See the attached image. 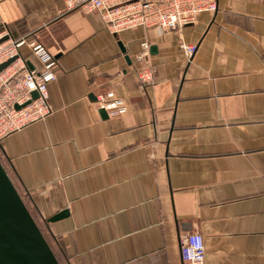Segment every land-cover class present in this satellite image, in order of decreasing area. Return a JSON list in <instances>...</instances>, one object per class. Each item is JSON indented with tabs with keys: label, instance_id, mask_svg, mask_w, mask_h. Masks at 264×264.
I'll list each match as a JSON object with an SVG mask.
<instances>
[{
	"label": "crops",
	"instance_id": "obj_1",
	"mask_svg": "<svg viewBox=\"0 0 264 264\" xmlns=\"http://www.w3.org/2000/svg\"><path fill=\"white\" fill-rule=\"evenodd\" d=\"M0 30L59 68L51 113L0 151L60 264H181L191 232L205 264H264V1L217 0L176 33L113 32L64 0H0ZM144 40L149 85L135 78ZM180 40L197 46L189 62ZM107 91L125 114L95 107Z\"/></svg>",
	"mask_w": 264,
	"mask_h": 264
},
{
	"label": "built area",
	"instance_id": "obj_2",
	"mask_svg": "<svg viewBox=\"0 0 264 264\" xmlns=\"http://www.w3.org/2000/svg\"><path fill=\"white\" fill-rule=\"evenodd\" d=\"M64 3L67 11L98 12L113 32L143 27L177 33L194 25L200 13L214 12L217 7V0H64ZM6 36L0 30V65L8 62L0 70V143L11 132L51 113L48 85L56 80L59 71L53 55L35 39L13 40ZM178 47L187 62L197 49L195 44L182 40ZM32 59L37 61V67L32 65ZM136 59L139 63L135 69L137 82L151 84L154 68L149 61L147 40L140 43ZM33 92L37 94L35 98ZM94 105L109 116H120L127 111L125 100L112 91L97 95ZM179 251L181 264H205V246L200 233L182 236Z\"/></svg>",
	"mask_w": 264,
	"mask_h": 264
},
{
	"label": "water",
	"instance_id": "obj_3",
	"mask_svg": "<svg viewBox=\"0 0 264 264\" xmlns=\"http://www.w3.org/2000/svg\"><path fill=\"white\" fill-rule=\"evenodd\" d=\"M7 64L0 65V70ZM36 96L33 92L32 97ZM100 113L106 114L102 109ZM0 264H60L1 161Z\"/></svg>",
	"mask_w": 264,
	"mask_h": 264
},
{
	"label": "trees",
	"instance_id": "obj_4",
	"mask_svg": "<svg viewBox=\"0 0 264 264\" xmlns=\"http://www.w3.org/2000/svg\"><path fill=\"white\" fill-rule=\"evenodd\" d=\"M0 161H1V163L3 164V166H4V163H3L2 158H1V151H0ZM4 168H5V167H4ZM5 170H6V169H5ZM7 173H8V172H7ZM13 184H14V183H13ZM15 187H16V186H15ZM16 189H17V188H16ZM20 196H21V195H20ZM21 198H22L23 202L25 203L26 207L28 208V205L26 204V202L24 201V199H23L22 196H21ZM28 210H29V208H28ZM29 212L31 213L30 210H29ZM31 215H32V213H31ZM32 217H33V219L36 221V223H37V225H38L40 231H41L42 234L44 235V232H43V230H42V229H43L42 226L40 225V223L37 221V219H36L33 215H32ZM44 237H45V239L47 240L49 246L51 247L48 236H46V234H45ZM51 248H52V247H51Z\"/></svg>",
	"mask_w": 264,
	"mask_h": 264
},
{
	"label": "rangeland",
	"instance_id": "obj_5",
	"mask_svg": "<svg viewBox=\"0 0 264 264\" xmlns=\"http://www.w3.org/2000/svg\"><path fill=\"white\" fill-rule=\"evenodd\" d=\"M41 225V224H40ZM43 230V232H44V229H42ZM44 235H45V232H44ZM47 236V235H46Z\"/></svg>",
	"mask_w": 264,
	"mask_h": 264
}]
</instances>
